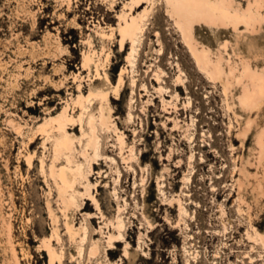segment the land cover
<instances>
[{"label":"rangeland","instance_id":"rangeland-1","mask_svg":"<svg viewBox=\"0 0 264 264\" xmlns=\"http://www.w3.org/2000/svg\"><path fill=\"white\" fill-rule=\"evenodd\" d=\"M211 2L214 22H191L204 64L168 0H0V264H50V251L55 264H130L127 243L132 264H264V0ZM145 13L121 47L120 26ZM94 89L106 98L88 100ZM102 101L108 126H93ZM61 159L89 171L73 204L52 176ZM89 182L125 220L114 252ZM68 213L74 243L88 227L100 247L92 259Z\"/></svg>","mask_w":264,"mask_h":264},{"label":"bare ground","instance_id":"bare-ground-1","mask_svg":"<svg viewBox=\"0 0 264 264\" xmlns=\"http://www.w3.org/2000/svg\"><path fill=\"white\" fill-rule=\"evenodd\" d=\"M137 1V0H136ZM168 2L172 5L173 11L176 13L178 18L181 20L183 24V30L185 32V37L187 39L188 44L191 46L193 56L198 62H203L204 64L206 63V60L204 56L201 54V52L198 49H194L191 44V36H192V25L191 22L194 20V17H198L201 19H206L208 18L211 22H214V20L217 18V6L211 2V0H168ZM137 3V2H136ZM139 3V2H138ZM220 16L223 19H228L230 18L228 12L225 10L220 11ZM147 16V13L140 15L138 17H132L131 20H126L124 24L120 26V33L122 36L121 39V47H124L125 41L127 38H130L136 42L137 38L139 35L143 32L144 30V21ZM100 36L104 39L106 37H109L104 31L99 32ZM135 49H133L131 55L129 56L130 62L132 61V58L134 57ZM97 55L93 53H86L84 55V66L91 67L92 63L96 64V59ZM163 87L160 86V90L162 91ZM106 93L99 91L98 89H94V91L90 94L88 97V100L92 97H98L105 99L106 98ZM254 93H250L249 90L247 93H244V95L241 98L242 104H251L254 101ZM91 101V100H90ZM89 101V102H90ZM131 115V114H130ZM132 116V115H131ZM130 116V117H131ZM110 118V108L106 104L105 101L101 102V108H100V116L98 119L93 118L91 120V124L94 126L95 122L98 120L101 125L103 126H108V120ZM71 119L67 114H63L61 117L59 116L58 119L55 121L58 123L61 129H64L67 125L68 122H70ZM75 138L71 136L70 134L67 135L66 138L58 140L55 143V151L59 156L62 153L63 149H67L69 147V144L74 140ZM118 140L120 141L119 144L122 146L126 143L123 136L119 135ZM261 155V156H260ZM260 157L259 160L264 158V140L260 142ZM101 153L99 151V148L96 149L95 152V157H100ZM30 159V158H29ZM94 159V158H93ZM114 160V158L112 159ZM264 160V159H261ZM52 176L56 182V184L59 186L60 189H62L65 193L66 198L71 202V204L74 203L76 196L74 193L79 192L80 188V182L81 179L84 181H89V171L84 169L83 164H73L70 162H66L61 159V166L59 167V170L57 172H53ZM92 183H88L86 185V189L88 191V195L90 198H92L98 207V210H100L102 214V218L106 222V225L112 226L113 232L110 231L108 236L106 237L108 239V245L110 246V250L114 252V249L117 247L118 243L122 242L120 238H125V220L122 217V215L118 216H112V217H107L106 214L102 211L98 199L94 197L92 194ZM160 188V191L164 192V190ZM117 189H115L116 191ZM117 196V193H116ZM177 199V198H176ZM179 207H180V215L183 213L187 212L186 207L183 205L182 200L179 199ZM88 208V204L85 205L84 208H82L81 211L85 210ZM120 209V208H119ZM72 210V208L69 206L68 211ZM135 215V214H134ZM185 215V214H184ZM183 215V216H184ZM144 219L147 221L148 225L153 226L154 224L151 222L149 219V216L146 214L144 215ZM183 220L182 217L179 218L178 223ZM67 230L70 236L71 243H74L75 238L79 235V230H77L76 226H74V221L73 219L69 216L68 213V218H67ZM249 238H254L252 234H248ZM91 237H90V232L88 231V227H85L84 234L81 238V245H74L76 246L75 248L78 249L77 253L80 255H83L87 253L88 258H91L96 256L100 250V247L98 246L97 243H91L90 242ZM86 243L88 244L87 249H86ZM127 243V242H126ZM129 243L126 244L125 247V257L129 259L130 264L133 263L134 257H131V254L129 253V248H128ZM262 245L264 247V240L262 241ZM47 248H49L48 245H46ZM142 247V246H141ZM187 252L188 250L185 249ZM196 250V249H195ZM50 251V250H49ZM196 253V252H195ZM79 255V256H80ZM109 254H107L108 256ZM136 255V254H135ZM195 260L197 258V254H195ZM75 256V255H74ZM192 257V256H191ZM131 258V260H130ZM57 259V255L50 251V264H55V261ZM194 260V261H195ZM187 264H192L187 260ZM195 263V262H194ZM108 264H116L114 263H108ZM198 264V263H195Z\"/></svg>","mask_w":264,"mask_h":264}]
</instances>
